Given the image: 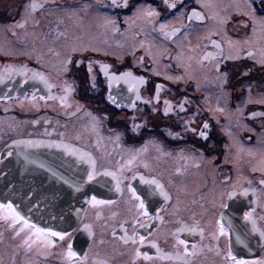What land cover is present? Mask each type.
Segmentation results:
<instances>
[{
	"label": "flooded vegetation",
	"instance_id": "flooded-vegetation-1",
	"mask_svg": "<svg viewBox=\"0 0 264 264\" xmlns=\"http://www.w3.org/2000/svg\"><path fill=\"white\" fill-rule=\"evenodd\" d=\"M33 3L37 4L35 10L30 7ZM123 4L124 0H117L115 7L111 0H0V75L4 76L0 82V159L3 149L10 145L11 172L15 169L26 173L35 168L39 176H33L34 180L41 178L44 187H57L62 179V151L57 145L65 142L86 150L95 161L96 173L112 172L120 180V191H117V181L107 175L105 188L111 191L104 198L91 194L76 223L63 228L40 226L71 234L63 241L49 237L53 241L51 246L29 229L20 231L22 224L0 219V264H67L64 253L69 240L77 257L87 254L84 264H124L128 259L130 264H229L226 259L229 248L237 259L249 264L264 261V241L260 239V232L264 231V184L260 183L264 180V164H253L254 157L264 163V136L260 135L256 147L254 134L236 135L240 144L246 138L249 147L242 152L244 156H239L240 145L237 148L232 145L233 160L225 162L227 149L223 144L227 147L229 137L218 123L225 118L218 115L216 122L198 102L197 98L205 94L194 89L191 80L184 89L143 69L141 62L149 65L150 57L142 53L141 46L123 50L139 43L149 44L152 37H146L147 33L165 42L170 51H166L165 56L169 57L177 50L180 39L185 40L190 33L191 24L205 23L203 7L194 0H167V3L165 0H127V7ZM168 4L175 7L169 8ZM146 5H151L158 13L148 19L151 25L147 32L140 28L146 26L144 16L137 13ZM51 7L72 8L77 16L88 14L92 19H99L98 22L101 18L102 27L95 31L102 34L104 46L82 47L77 45L78 38L71 39L72 50L61 67L31 56L30 11L39 13ZM193 11L203 19L193 16L189 20ZM166 13L176 15V22L157 29V21ZM42 25L44 32L40 41L44 46L62 40L70 30L71 34L80 29L94 30L80 24L76 26L58 14L50 15L49 22ZM173 29L179 31L165 35ZM214 40L212 38L213 43ZM15 47L25 51L13 52ZM61 48L52 49L55 56H60ZM203 54L210 58L208 49ZM102 65L107 66V75ZM9 68L14 69L11 75L6 72ZM123 72H130L133 78H144L145 82L137 86L140 99H136L137 91H128L129 85L123 80L114 81L109 87L108 76H119ZM34 73L51 87L34 79ZM65 88L70 91L66 93ZM242 93L233 92L232 104ZM110 95L115 103L109 99ZM65 96L67 99L62 100ZM150 114L159 115L161 120H152ZM149 121H154L155 125L151 127ZM205 123L207 128L203 127ZM148 139L151 141L147 142ZM34 140L44 143L37 166L36 160L31 159L30 146L14 143ZM10 169L9 187L13 188L16 182L14 177L10 180ZM141 176L145 180L159 181L169 200L165 202L155 185L143 183ZM224 180L227 182L223 184ZM23 181L25 187L32 180L23 177ZM177 182L182 184V191L176 188ZM129 186L144 201L149 217L159 215V219L140 215L137 208L140 201L132 197ZM244 189L249 190L247 196L241 195ZM230 191H235L236 195L228 197ZM93 196L112 203L93 205L89 203ZM8 202L0 200V203ZM245 212L251 213L258 231H252V222L244 219ZM136 218L147 227L134 225ZM217 221L230 227L228 236H218ZM182 224L194 225L203 235L200 231L180 232V239L187 244H177L174 233ZM84 225L91 226V236ZM134 231L136 243L131 240L125 243V234L132 237ZM140 236L144 237L143 243ZM26 238L28 244L24 243ZM137 251L141 255L138 256ZM144 253L150 259H145ZM178 253L179 259L176 258ZM76 264H81L79 259Z\"/></svg>",
	"mask_w": 264,
	"mask_h": 264
},
{
	"label": "rangeland",
	"instance_id": "rangeland-1",
	"mask_svg": "<svg viewBox=\"0 0 264 264\" xmlns=\"http://www.w3.org/2000/svg\"><path fill=\"white\" fill-rule=\"evenodd\" d=\"M194 1L203 7L207 17L205 23L195 26L191 24L190 33L187 34L185 40L184 37L180 39L177 50L171 52L169 57L165 56L169 51L165 42L156 35H148L147 33L145 34L146 37H152L149 44L141 45L139 43L130 48L124 47L123 50L129 49L131 51L136 46H141L142 53L150 57V64L146 65L142 61L141 67L161 75L178 87L185 89L190 85L188 81H193L194 89L205 94L202 98H197L198 102L205 107L216 122L218 115L225 118L222 122L218 121L222 130L228 134L230 142L226 143L227 147L223 144L224 148L227 149L223 160L232 162V151L230 150L232 145L235 148L240 145L239 156H244V151L249 147L246 138L240 144L236 135L248 132L254 134V146L256 147H258V139L264 136V103L258 102L264 99V0ZM248 3H251V8L248 7ZM149 7L154 9L151 5H146L143 8ZM52 14L64 16L76 26L80 24L84 28L93 27L94 30L80 29L76 30L74 34H71L72 30H70V34L68 33L62 40H58L57 43L50 42L44 46L40 41L44 32L42 24L49 22V17ZM28 17H31L28 30L33 43L31 44V56L45 59L49 65L55 67L64 65L65 58L72 50L73 42H70L71 39L78 38L77 45L82 47L100 48L104 46L102 34L95 31V28L102 27L101 18L98 22L99 19L94 18V20L88 14L77 16L73 13L72 8L65 7H51L49 10L39 13L30 11ZM143 18L146 26H140V28L147 32L149 30L147 28H150L151 25L148 24V21L152 17L144 16ZM176 18L177 16L172 15V13H166L157 21L155 27L160 29L161 24L168 26L176 22ZM84 31H86L84 35L80 36L81 32ZM212 38H215V43H213ZM154 40L156 41L154 42ZM59 47L63 48H61L62 51L60 50V56H55L52 49ZM12 49L13 52L25 51V49H18L17 47ZM207 49L210 51V58L203 54ZM241 60L244 62L242 63ZM241 91L243 92L242 95L235 99L232 104L230 97L233 92ZM149 117L155 121H158L159 118L161 120V117L156 114H150ZM149 123H152L150 124L151 127L153 123L155 125L154 121H149ZM256 147L255 152L258 151ZM197 158L199 159V157ZM209 159L213 161L212 157ZM238 160H241L240 157ZM253 160L254 165L264 164L257 157H254ZM188 167L192 169V167ZM226 182L224 180L223 184ZM176 185V188L182 191V184L177 182ZM124 264H130V259Z\"/></svg>",
	"mask_w": 264,
	"mask_h": 264
},
{
	"label": "water",
	"instance_id": "water-1",
	"mask_svg": "<svg viewBox=\"0 0 264 264\" xmlns=\"http://www.w3.org/2000/svg\"><path fill=\"white\" fill-rule=\"evenodd\" d=\"M33 142L30 153L32 161L36 160L37 166L44 143L38 140ZM64 145L71 146L75 154L66 152ZM59 147L62 151V179L57 187H44L41 178L34 180L33 176H39L35 168H30L26 173L15 169L14 173L11 172L10 145H7L1 153L0 200L13 202L26 218L39 226L68 227L79 221L91 194L104 198L111 191L105 188L108 178L105 173L95 172L93 179H88L90 165L85 159L80 158V153L90 155L86 150L65 142H59ZM90 157L92 158L91 155ZM9 169L10 180L14 177L16 182L13 188L9 187ZM23 177H31V184L22 186L23 182L26 184ZM227 220L229 221L228 216Z\"/></svg>",
	"mask_w": 264,
	"mask_h": 264
},
{
	"label": "snow or ice",
	"instance_id": "snow-or-ice-1",
	"mask_svg": "<svg viewBox=\"0 0 264 264\" xmlns=\"http://www.w3.org/2000/svg\"><path fill=\"white\" fill-rule=\"evenodd\" d=\"M112 6H117V0H111ZM165 3H167V0H165ZM124 7H127V0H124ZM33 10H35L37 8V4L33 3L30 6ZM169 8H174L175 4H168ZM248 7L251 8L252 5L251 3H248ZM137 13H142L143 16L145 17H153L158 15V13L152 9V8H143V9H138ZM195 16L197 19H203V17L200 16L199 13L193 11L192 13L189 14L188 19L191 20L192 17ZM112 21H106V23H111ZM166 27V25L161 24L160 28L164 29ZM179 31V29H173L172 33H165L166 36H170V35H174L175 32ZM210 55V54H208ZM251 55V54H249ZM102 69L105 70V74L107 75V66L106 65H102ZM65 70H67V68L65 67ZM14 71V69H7V75H11V73ZM89 71L91 72V65H89ZM33 78L34 79H40L41 81H43L45 83L46 87H51V85L47 84V81L44 80V78L42 76H40L39 74L34 73L33 74ZM4 80V76L0 75V82H3ZM123 80L125 83H127L129 85L128 87V91L129 92H133V91H137V86L139 84H143L144 78L143 77H139V78H133L132 74L130 72H123L121 73L119 76L116 75H111L108 76V82H109V87H111L112 82H119ZM93 86H95L93 84ZM157 89H159V85L157 86ZM68 91H70V89L65 88V92L67 93ZM35 97H33L34 99ZM48 98H52V97H48ZM41 99H44V97H41ZM62 100H66L67 97H61ZM109 99L112 100L115 103V99L114 97H112L111 95L109 96ZM136 99H140L139 97V93L137 91V95H136ZM259 103H264V99L258 101ZM165 104H168V101H165ZM181 111H183V104H181ZM253 115H256V113H253ZM204 128H207L208 125L207 123L204 124L203 126ZM201 136L206 138V134L204 132L200 133ZM14 143H23L26 144L27 146H32L34 144L33 141H16ZM35 143H40V142H35ZM59 146V145H57ZM64 149L66 152H72L73 154H75V150H73L71 148V146L69 145H64ZM80 158L81 159H85V161L90 165L91 170L88 171L87 175H88V179L92 180L93 176L95 174V161L90 157V155L86 154V153H80ZM133 159H135V157H133ZM128 163H131V161H129ZM105 175H111L113 177V179H115L117 181V187L116 190L120 191V180L117 177V175L115 173L112 172H105ZM133 179H135V177H133ZM141 181L143 183L149 184V185H155V190L159 192L160 196L163 197L164 201L167 202L169 200V195L168 193L164 190L163 186L159 183V181L155 180V179H151V180H145V178L143 176L140 177ZM261 184H264V180H262L260 182ZM129 191L132 194V197L135 200H139L140 203L137 205V208L140 210V215L143 218L146 219H159V215H157L156 217H149V213L147 208L145 207V203L143 200H141L140 196L137 195V192L134 188H132L131 186H129ZM248 189H244L241 193V195L247 196L248 194ZM228 197H232L236 195L235 191H230L227 193ZM89 203L96 205V204H104V203H112V201H102V200H97V198L95 196L92 197L91 201H89ZM225 207H227V205H224ZM0 219L3 220H10L12 222V224H16V223H20L22 224V228L20 229V231H23L24 229H29L38 239L39 238H43V242L48 245L51 246L53 244V241L49 238V237H58L61 241H63L66 237H70V233L66 232V231H54L51 228H46V227H40L35 223H31L30 220L28 218H26L21 211L19 210V207L14 205L13 202H8V203H0ZM244 219L245 220H249L252 222V231L256 232L258 231V229L256 228V224L255 221L252 219L251 213L249 212H245L244 214ZM133 224H139V226L141 228H146L147 225L144 223L140 222L139 218H136L133 220ZM217 226H218V236H228L231 232L230 227H227L222 224L220 221H217ZM121 227H123V225H121ZM84 228L86 230H88L89 235L91 236V226L90 225H84ZM197 231H200L201 236L203 235L202 230H198L194 225L193 226H188V225H181L180 228H178L176 230V232L174 233V235L176 236V242L179 245H186L187 241L184 239H180L179 237V233L180 232H188V233H196ZM136 233L134 231L133 236L132 237H128L127 234H125V236L123 237L124 242L127 243L129 240L132 241V243H136ZM214 238H216V236H214ZM260 239L261 241H264V231L260 232ZM139 240L141 243L144 242V237L140 236ZM237 240L239 241V237H237ZM25 244H28L29 241L26 238L24 241ZM153 247H156L155 244H153ZM193 248H195V245H193ZM157 252L159 253V249H157ZM185 252H187V247H185ZM137 255H141V253L139 251H137ZM144 258L145 259H150V257L148 256L147 253H144ZM65 259L67 260V264H76L77 259L80 260L81 264H84V261L87 258V254L85 253V256L80 258L77 257V252L73 250V246L71 241L69 240L68 246H67V250L64 253ZM75 258V259H74ZM176 258H180L179 253L177 254ZM226 259L228 260L229 264H249L248 261L242 260V259H237L236 256L233 255V252L231 250V248H229L228 252H227V256ZM101 264H103V262H101ZM254 264H264V261H256L254 262Z\"/></svg>",
	"mask_w": 264,
	"mask_h": 264
}]
</instances>
